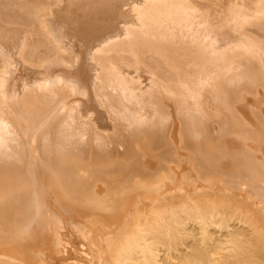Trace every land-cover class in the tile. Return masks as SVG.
<instances>
[{
	"label": "bare ground",
	"instance_id": "6f19581e",
	"mask_svg": "<svg viewBox=\"0 0 264 264\" xmlns=\"http://www.w3.org/2000/svg\"><path fill=\"white\" fill-rule=\"evenodd\" d=\"M0 264H264V0H0Z\"/></svg>",
	"mask_w": 264,
	"mask_h": 264
},
{
	"label": "rangeland",
	"instance_id": "374dc122",
	"mask_svg": "<svg viewBox=\"0 0 264 264\" xmlns=\"http://www.w3.org/2000/svg\"><path fill=\"white\" fill-rule=\"evenodd\" d=\"M125 1H123L122 3H124ZM124 5H125V3H124ZM128 6H124V7H122V9L124 10H120V11H122L123 13L125 12V10L127 11L128 10V8H127ZM120 9H121V6H120ZM125 14V13H124ZM117 23V22H116ZM117 26H119V25H117Z\"/></svg>",
	"mask_w": 264,
	"mask_h": 264
}]
</instances>
